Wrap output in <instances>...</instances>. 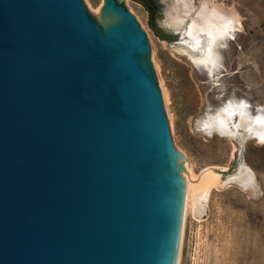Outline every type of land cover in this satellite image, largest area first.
<instances>
[{
	"label": "water",
	"instance_id": "1",
	"mask_svg": "<svg viewBox=\"0 0 264 264\" xmlns=\"http://www.w3.org/2000/svg\"><path fill=\"white\" fill-rule=\"evenodd\" d=\"M103 1L0 0V264H178L187 189L159 75Z\"/></svg>",
	"mask_w": 264,
	"mask_h": 264
},
{
	"label": "rangeland",
	"instance_id": "2",
	"mask_svg": "<svg viewBox=\"0 0 264 264\" xmlns=\"http://www.w3.org/2000/svg\"><path fill=\"white\" fill-rule=\"evenodd\" d=\"M81 1L86 7H100L103 0ZM119 1L145 34V56L159 75L177 152L195 173L213 166L232 174L244 163L254 178L251 188L236 181L212 187L200 215L187 208L178 264H264V143L247 138L241 144L239 137L198 129L207 111L231 99L245 101L250 114L264 112V0H214L234 10L240 26L217 44L218 68L210 76L174 50L184 40L183 28L200 29L198 20L177 15L183 28L173 32L165 24L172 0H159L156 22L170 36L163 39L150 28L140 3ZM186 1L196 11L202 0Z\"/></svg>",
	"mask_w": 264,
	"mask_h": 264
},
{
	"label": "bare ground",
	"instance_id": "3",
	"mask_svg": "<svg viewBox=\"0 0 264 264\" xmlns=\"http://www.w3.org/2000/svg\"><path fill=\"white\" fill-rule=\"evenodd\" d=\"M171 5L165 18V24L169 28L174 31L183 28L179 16L177 17L182 14L190 17L187 20H198L200 24L199 30H194L190 25L183 28L181 33L184 40L174 50L186 54L195 66L205 69L209 76L213 75L218 68L217 44H222L233 28L240 26L236 13L214 0H202L196 11L186 0H172ZM100 7H106L104 1ZM113 10L121 19L120 13ZM198 129L205 134L216 132L232 139L254 138L259 143H264V112L257 109L254 114H250L245 101L231 99L214 112L207 111L202 116ZM178 156L187 189L183 202V218L187 208L195 215L204 211V200L212 187L232 181L243 187L251 188L254 185L252 171L244 163H239L234 173L222 176L213 166H207L195 173L189 161L179 153Z\"/></svg>",
	"mask_w": 264,
	"mask_h": 264
},
{
	"label": "trees",
	"instance_id": "4",
	"mask_svg": "<svg viewBox=\"0 0 264 264\" xmlns=\"http://www.w3.org/2000/svg\"><path fill=\"white\" fill-rule=\"evenodd\" d=\"M140 3L144 9L148 12V24L154 33L160 38H170L169 35H165L161 32L157 25L156 19L161 12V3L159 0H134Z\"/></svg>",
	"mask_w": 264,
	"mask_h": 264
}]
</instances>
